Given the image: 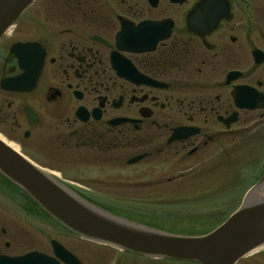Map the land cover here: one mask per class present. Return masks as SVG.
Returning <instances> with one entry per match:
<instances>
[{
    "label": "flooded vegetation",
    "instance_id": "1",
    "mask_svg": "<svg viewBox=\"0 0 264 264\" xmlns=\"http://www.w3.org/2000/svg\"><path fill=\"white\" fill-rule=\"evenodd\" d=\"M24 75L30 91L2 87ZM253 130L264 0H37L0 40V134L133 221L161 226L166 180L228 177ZM12 199L0 193V256H53L56 240L82 264H118Z\"/></svg>",
    "mask_w": 264,
    "mask_h": 264
},
{
    "label": "water",
    "instance_id": "2",
    "mask_svg": "<svg viewBox=\"0 0 264 264\" xmlns=\"http://www.w3.org/2000/svg\"><path fill=\"white\" fill-rule=\"evenodd\" d=\"M35 0H0V37ZM16 90V81L6 82ZM0 173L25 191L48 214L88 240L151 258L237 264L264 246V175L242 206L222 225L202 236H181L152 230L119 219L83 201L0 139ZM70 264L79 262L64 249H55ZM0 264H58L32 253Z\"/></svg>",
    "mask_w": 264,
    "mask_h": 264
},
{
    "label": "rangeland",
    "instance_id": "3",
    "mask_svg": "<svg viewBox=\"0 0 264 264\" xmlns=\"http://www.w3.org/2000/svg\"><path fill=\"white\" fill-rule=\"evenodd\" d=\"M244 173L245 172H243L242 174ZM257 177H258L257 174L252 175V176L244 175L237 179L231 180L229 184L228 182L223 183L224 184V185L222 184L223 187H219V188L216 187L213 193H216V191H221V190L222 192L220 194H215L218 196H215L213 202L212 203L209 202L208 204H206L205 201H203L202 197L200 196L198 197V194L200 193L197 192L195 194H189V192L191 191L190 186H184V185L179 186L180 190L175 192L177 193V196L170 197V198L175 197V199H172V200L173 201L175 200L176 203L173 205H168L167 207L172 208L171 210L186 209L188 207L181 204V202L195 200L197 202L195 203L193 207L194 208L193 211L179 212V213L182 216L184 215H188V216L191 215L192 217L196 216V219L195 220L183 219L182 222L176 219L168 220V223H164L163 226L168 227L167 229H172V230L183 229V230L188 231L191 234H203V233L210 232L211 230L219 226L221 223H223L237 209L239 203L241 202L243 198L244 192L249 186H251L255 182ZM76 181H81V180H76ZM175 183L176 182L164 183L161 185L163 186L176 185L177 183L176 184ZM192 186H195V184H192ZM2 189L3 188L0 187V193L3 191ZM208 192H210V188L209 189L207 188V190H205L204 193H208ZM14 193L16 196H19L17 192H14ZM182 194H188V195H182ZM11 195L13 198H18L12 193ZM153 197L155 196L149 197V200L153 199ZM160 198H157V199H160ZM206 207L209 210H206ZM19 225H21V228H23V222L20 221ZM34 236H41V235L36 232ZM52 236L56 237L55 234H52ZM87 251L88 250L86 249V252ZM105 255L106 254L104 252H101V254L99 255L101 262L104 261V259L106 258ZM125 257L122 260V264H144V263L147 264L146 261H143L140 258H135V257L125 258ZM116 258L118 260L117 256ZM116 258H115V261H116ZM164 264H197V263L177 262V261L168 260L167 262H164ZM241 264H264V251L260 254H255L254 256L245 259L243 262H241Z\"/></svg>",
    "mask_w": 264,
    "mask_h": 264
}]
</instances>
